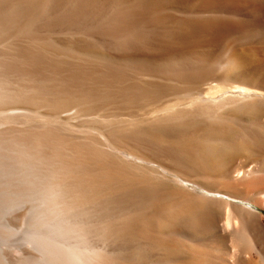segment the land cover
<instances>
[{"label": "bare ground", "instance_id": "bare-ground-1", "mask_svg": "<svg viewBox=\"0 0 264 264\" xmlns=\"http://www.w3.org/2000/svg\"><path fill=\"white\" fill-rule=\"evenodd\" d=\"M27 1L32 9L0 3L22 33L31 32L20 12L57 10L54 0ZM72 1L77 16L113 12L101 24L126 47L153 46L144 24L165 21L159 0ZM218 1L235 12H218ZM245 2L258 12H238ZM206 7L215 12H197L186 34L163 26L164 37L203 44L185 54L165 47L178 60L171 67L127 58L121 71L107 62L65 69L15 54L32 116L44 110L41 126L12 137L28 172L31 237L48 255L63 253L66 264H264V50H243L264 46V0ZM133 76H169L185 91L168 95Z\"/></svg>", "mask_w": 264, "mask_h": 264}, {"label": "rangeland", "instance_id": "rangeland-1", "mask_svg": "<svg viewBox=\"0 0 264 264\" xmlns=\"http://www.w3.org/2000/svg\"><path fill=\"white\" fill-rule=\"evenodd\" d=\"M14 1H20L24 9H32V5H30L27 0H0V3L7 5ZM71 1L72 0H54L57 7L56 11L37 7L34 8V12H20L18 22L27 25L31 33L19 32L14 27L12 18L8 13L0 12V24L3 28V32L0 31V37L2 36L0 39V164H3L0 165V264H44V261L48 259H51L49 261L50 264L67 263V256L65 254L59 253L57 254L58 257L52 253H49L50 255H48L49 251L44 247V242L39 239V243L43 242L40 245L44 248L41 249L42 247H38V244L34 243L31 237L29 211L33 203L30 200L31 192L29 186H27L28 183H25L27 182L28 172H25L27 168L20 160L19 156H17L18 152L13 146L12 136H14L16 132L20 130L23 131L31 125L41 126L43 122L39 115L44 110L37 109L32 116L34 109L27 101L28 94L23 86L24 81L22 80L23 70L15 63L17 52L27 51L34 53L39 57V60L43 65L51 62L58 63L65 69H69L76 65L89 64L103 69L100 66V63L107 62L109 63L108 69L111 71H121L123 63L127 58L133 59L136 61L135 63H138V60L139 63L138 65L136 64V66H139V64L140 66L142 64L147 65V63L148 65L152 66L154 64L155 66L164 64L163 61H166L165 65L168 63L167 66L170 65L169 67H171L173 64L177 65L178 60H173L174 58H172L171 55L164 54L162 50L165 47L172 52L185 54L191 49L200 50L203 44L201 43L202 45H200L198 40L192 45L183 37L175 39L164 37L163 29L166 27L168 28L169 26L171 29L174 28L173 30L176 32L186 34V32H188L186 27L187 20H201L200 17H198L197 12H215L211 9H207L206 0H159V5L157 6L156 11H161L159 14L164 17L166 22L163 21L161 23L162 25L150 23L144 24L145 30L155 37L154 45L146 48L139 44H131L126 47L119 37L114 35L111 30L101 24L105 20L112 18L113 12L110 10L99 11L87 8L81 13V15L77 16L74 12H71L75 7V3ZM218 2L217 5L221 10L218 12H235L236 7L234 2H219V4ZM149 3L150 0H144L145 6H148ZM252 7L253 6L250 2H245L241 6V11L238 10V12H258ZM38 12H40V14ZM163 26L166 27L163 28ZM78 28L79 30H77ZM43 30L45 32H43ZM31 34L33 35V38L30 36ZM6 38L8 40H6ZM22 40L24 41L22 42ZM248 47L249 48H244L243 50L245 52H261L264 50V46L261 47L260 45ZM220 48H222V46L219 43L214 49L218 50ZM85 50H94L95 56L84 53L83 51ZM169 57H171L172 60ZM173 61L175 62L172 63ZM218 73L219 72L216 71L217 75ZM158 78L161 80L163 77H153L148 78V80L142 79V81L141 79L137 80V77L133 76L132 80L134 79L139 82L142 81L141 83L148 82L153 85L157 84L155 86H158L159 84L160 89L165 88L166 90L171 91H169V93L166 91L168 95L173 94L175 90L176 93H182L185 91L183 88L184 86H181L182 84L177 85L176 81L172 80L169 76L167 78L164 77L165 79L163 78L161 80L162 83H160L161 81H158ZM213 84H216V81H214ZM167 97V101H170ZM171 97L173 98L174 96ZM171 97H169V99H171ZM13 152L17 153L12 154ZM20 170L23 172L21 173ZM57 240L58 239H56V242L60 243V240ZM59 243H56V245H59ZM44 249L47 253H45V255L48 259L44 255ZM44 258L46 259L44 260ZM52 259H57L58 261ZM45 263L48 264V261H45Z\"/></svg>", "mask_w": 264, "mask_h": 264}]
</instances>
